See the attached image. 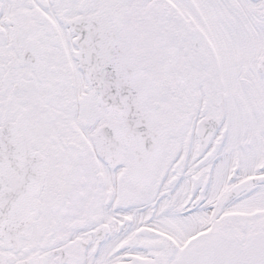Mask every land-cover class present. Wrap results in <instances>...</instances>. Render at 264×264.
Returning <instances> with one entry per match:
<instances>
[{"label": "snow or ice", "instance_id": "obj_1", "mask_svg": "<svg viewBox=\"0 0 264 264\" xmlns=\"http://www.w3.org/2000/svg\"><path fill=\"white\" fill-rule=\"evenodd\" d=\"M0 264H264V0H0Z\"/></svg>", "mask_w": 264, "mask_h": 264}]
</instances>
